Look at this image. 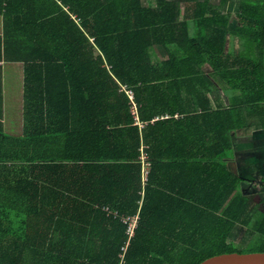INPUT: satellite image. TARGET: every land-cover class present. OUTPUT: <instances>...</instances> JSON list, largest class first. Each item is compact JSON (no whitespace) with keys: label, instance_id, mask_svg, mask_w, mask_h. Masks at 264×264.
I'll use <instances>...</instances> for the list:
<instances>
[{"label":"trees","instance_id":"trees-1","mask_svg":"<svg viewBox=\"0 0 264 264\" xmlns=\"http://www.w3.org/2000/svg\"><path fill=\"white\" fill-rule=\"evenodd\" d=\"M209 1L191 33L167 0H0L24 61L23 134L0 124V264H119L125 216L126 264L236 252L253 208L233 135L264 129V0H239L233 27ZM161 44L177 51L159 61ZM216 81L232 102L213 108Z\"/></svg>","mask_w":264,"mask_h":264},{"label":"crops","instance_id":"crops-1","mask_svg":"<svg viewBox=\"0 0 264 264\" xmlns=\"http://www.w3.org/2000/svg\"><path fill=\"white\" fill-rule=\"evenodd\" d=\"M167 1L175 3L180 13L178 18L179 23L190 24L191 33L195 32L196 30H203L202 27H199L197 23L198 20L195 19L194 16H192V13L194 11L193 9L198 7L197 3L202 2L203 0ZM236 1L237 0H210L207 3V7L209 8L207 14H212V16H228L229 14L230 27H233L232 16H234L237 11L235 10ZM149 2L152 3V0H145V3L147 5ZM235 18H237L236 14ZM209 27L210 28L206 29V31L213 32L214 28L211 26ZM8 33H10V30L8 32L5 15L0 11V124H2V127L4 128L6 133L18 137L22 136L24 129V61L20 60V57L17 54L19 41L12 36L13 33H11V35H8ZM176 47L177 45H171L168 48H170L172 52H176ZM156 50L153 48L154 55L158 54L159 56V53H157L158 50ZM213 92V88L209 90L207 89L206 92L204 91L213 108H215L217 104L226 102V100L221 97H219V100L216 101V97L214 96ZM182 99L183 101L187 102L186 96H183ZM164 117L169 118V115H166ZM175 118H179V115H176ZM144 147L145 146L143 145L141 149L144 150ZM125 217H122L121 219L123 223H125Z\"/></svg>","mask_w":264,"mask_h":264},{"label":"rangeland","instance_id":"rangeland-1","mask_svg":"<svg viewBox=\"0 0 264 264\" xmlns=\"http://www.w3.org/2000/svg\"><path fill=\"white\" fill-rule=\"evenodd\" d=\"M239 7L240 1L237 0L235 10H238ZM232 17V26H234L238 22V19L235 18V14ZM154 49L158 50L159 61L163 60L162 57L165 56L163 54L167 55L168 50L170 51V48L164 47L163 44H161L160 48L155 46ZM230 86L226 81H216L214 83L213 94L216 97V101L219 100L220 95L226 102H232L229 97L231 96L230 89H227ZM126 89L124 86L123 90ZM138 123L143 127V124L139 120ZM254 129L255 127L247 130L243 129L233 135L235 146L241 143L245 150L241 146L236 147L235 151L237 152L236 155L234 154L233 160H231V166L234 171L241 175L243 180L239 185L240 192L248 196L253 208L251 220L247 223L240 220L229 237L234 250L240 253L264 252V235L258 232L255 227L256 222L264 218V129L258 135L257 133L253 135ZM249 143H252L251 146H249ZM239 148L241 149L239 150ZM255 159H261L262 162L254 163ZM147 173H149V170H143V177Z\"/></svg>","mask_w":264,"mask_h":264},{"label":"water","instance_id":"water-1","mask_svg":"<svg viewBox=\"0 0 264 264\" xmlns=\"http://www.w3.org/2000/svg\"><path fill=\"white\" fill-rule=\"evenodd\" d=\"M199 264H264V252H229L210 257Z\"/></svg>","mask_w":264,"mask_h":264},{"label":"built area","instance_id":"built-area-1","mask_svg":"<svg viewBox=\"0 0 264 264\" xmlns=\"http://www.w3.org/2000/svg\"><path fill=\"white\" fill-rule=\"evenodd\" d=\"M124 88V87H123ZM126 92L128 93V95H129V97L133 100V92L131 91V90H126ZM133 114L135 115V117H136V119L137 120H139L138 119V115H137V106H136V104H134V106H133ZM139 125H140V123H138ZM141 126V125H140ZM142 127V126H141ZM143 146V145H142ZM142 150V149H141ZM147 154H143L142 155V161L144 162V168H143V170H149L150 171V168H149V166H150V163L149 162H147L146 161V159H147ZM148 174L149 173H147L146 175H144V177H143V182H144V184L147 182V180H148ZM124 222H126L127 224H128V226H129V228H128V233H129V238H128V241H127V244L123 247V252H122V254L120 255V258H121V260H120V262H119V264H126V253H127V250H128V246H129V243H130V241L133 239V237H134V235H135V231H136V229H137V227H138V224H139V218H138V216L135 218V217H130V216H128V217H126L125 219H124Z\"/></svg>","mask_w":264,"mask_h":264}]
</instances>
